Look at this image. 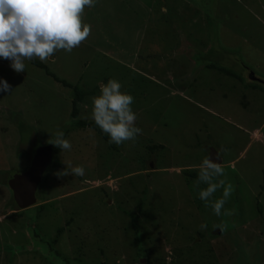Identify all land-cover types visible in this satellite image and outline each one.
<instances>
[{
	"label": "rangeland",
	"instance_id": "374dc122",
	"mask_svg": "<svg viewBox=\"0 0 264 264\" xmlns=\"http://www.w3.org/2000/svg\"><path fill=\"white\" fill-rule=\"evenodd\" d=\"M83 22L92 26L90 36L70 53L55 52L42 62L47 68L26 60L16 73L0 59V78L11 86L0 93V264H77L78 255L85 264L149 257L170 264L179 251L185 264H264V86L246 83L251 71L264 80V0H98L85 8ZM197 39L209 43L191 49ZM211 61L244 79L205 67ZM53 73L95 90L78 101L87 120L100 86L119 80L134 97L142 133L117 146L96 129L69 131L70 151L53 146L58 165L50 164L39 184L37 202L47 203L39 212L11 200L5 173L25 172L52 133L74 124V88ZM212 149L223 158L220 179L235 189L225 204L232 215L205 207L195 180L181 173ZM69 163L82 165L85 175H59ZM131 213L151 249L146 256L135 254ZM225 242L232 247L220 256Z\"/></svg>",
	"mask_w": 264,
	"mask_h": 264
},
{
	"label": "clouds",
	"instance_id": "9594fccd",
	"mask_svg": "<svg viewBox=\"0 0 264 264\" xmlns=\"http://www.w3.org/2000/svg\"><path fill=\"white\" fill-rule=\"evenodd\" d=\"M97 2L0 0V59L9 60L10 67L20 73L26 69V60L38 59L44 62L57 51L70 53L90 36L92 26L83 22V14L85 8H93ZM256 79L264 82L258 77ZM10 87L6 79L0 78V93L8 92ZM121 89L119 80L109 79L100 86V94L92 97L91 115L95 125L108 135L109 143L117 146L126 141H134L142 133V129L135 123L137 114L132 108L134 97ZM48 142L62 151L72 149V143L63 131L52 133ZM66 165V169L59 175H85L82 165ZM198 168L197 179L194 181L198 198L204 202L205 207L210 206L216 216L232 215V210L226 209L225 204L235 189L230 182L220 179L225 172L221 163L206 156ZM200 184L206 187L200 188ZM219 189H222V194L214 199Z\"/></svg>",
	"mask_w": 264,
	"mask_h": 264
},
{
	"label": "trees",
	"instance_id": "16d2710c",
	"mask_svg": "<svg viewBox=\"0 0 264 264\" xmlns=\"http://www.w3.org/2000/svg\"><path fill=\"white\" fill-rule=\"evenodd\" d=\"M163 4V3H162ZM162 4H161V6H162ZM160 6V7H161ZM207 24V23H206ZM209 38H211V37H209ZM188 43H190V42H188ZM203 43H205V45H206V43H209L208 42V40H207V42H206V40H204V41H202V40H200V39H197V40H194L193 42H192V45L190 46L189 45V47L191 48V49H194V48H192V47H194L195 45L196 46H198L199 44H203ZM196 49V48H195ZM199 57V55H197V58ZM203 57H204V54H203ZM202 57V58H203ZM200 58V57H199ZM33 62L35 63V64H37V65H39V67H43V68H47V66L44 64V63H42V62H40L38 59H33ZM205 67H207V68H210V69H215V70H218V71H220L221 73L223 72V73H226L227 75H233V76H235L236 78H238V79H240V80H243L244 78L242 77V75L241 74H236V73H232V70L230 69V68H227V67H224V66H220V65H218V63L216 64V63H214V62H208V63H206V65H205ZM247 70H251V68H249L248 66H247V68H246ZM49 72V71H48ZM52 74V73H51ZM53 75H54V77L58 80V81H61L62 82V84H64L65 86H68V87H73L74 88V108H73V110H72V112H71V116L73 117V119H74V124L71 126V127H68L65 131H64V133H65V136H67L68 135V133H69V131H71V130H74V129H87V128H91V129H96L97 130V132L99 133V134H101V135H104L106 138H109L108 137V135L106 134V133H103L96 125H95V122L93 121V120H91V119H89V120H87L88 119V117L86 116V118H81V112H82V110H85V109H81V107H79L78 106V101L79 102H81V101H86V99H85V97H86V95H90V94H94L95 93V90L94 89H91V90H87V89H85V88H82V87H80L79 85H76V84H71V83H68V81L66 80V79H60L59 77H57L54 73H53ZM250 78V77H249ZM252 80L251 81H248V79H247V81H246V83L250 86V87H252V88H256L257 86H264V82L263 81H260V80H258V79H254V78H251ZM263 82V83H262ZM83 108H86V112H87V114H88V112L90 111L89 109L90 108H88L87 106L85 107H83ZM89 110V111H88ZM50 144V143H49ZM45 145H48V144H45ZM54 146V145H53ZM159 146H163V145H158V144H156L155 145V147L157 148V147H159ZM208 156H209V154H208ZM206 157V156H205ZM204 157V158H205ZM223 159V158H222ZM202 162V161H201ZM228 163V162H227ZM52 165H54V166H57L58 164L56 163V162H53L52 161V163H51ZM201 164V163H200ZM200 164H198V165H185V166H182V170L183 171H181V173H183L184 175H186V178H190L191 179V181L193 182L194 180H196L197 179V175H198V171H199V168H197ZM222 164V163H221ZM189 166H191V167H194V168H192V169H190L189 168ZM228 166H230V165H228ZM178 167H180V166H178ZM154 168H157L156 167V164H154V167H153V169ZM173 168V167H172ZM6 174V173H5ZM201 186H205L206 187V185H204V184H200ZM11 192H12V194H13V190L11 189ZM222 193H221V190L219 189L218 190V192L216 193V195H218V196H220ZM14 198V196H12L11 197V200ZM14 201H15V199H14ZM54 202V201H53ZM53 202H51V204H53ZM15 203H16V201H15ZM144 203V202H143ZM37 204V205H36ZM36 204L35 205H33V206H37V207H39L38 209L39 210H41V211H39V212H42V211H44L45 209H46V205H47V203H40V202H36ZM16 205H17V203H16ZM144 206H143V204H142V202L141 203H139L138 205H137V209H138V211H139V213H142V211H143V213L145 212V209L143 208ZM20 209V208H19ZM18 212H19V210L18 209H16ZM17 214V213H16ZM135 213H131V217H133L134 216V218H132V221H131V224H130V226H129V228L130 229H132V231H134V232H136L137 234V236L134 238L135 239V241L138 243V245H139V248L136 250V255H138V256H140L141 254H143L144 256H146L147 254H149L150 252H151V249H148L147 247H146V245H145V242H146V240H142L141 238H140V236H139V232H140V226L138 225V223H137V216H135L134 215ZM142 218H143V216H142ZM71 220H73V218L71 219V218H68L67 219V222H66V224L67 225H69V223H70V221ZM147 223V222H146ZM156 227L158 228V227H160V224H156ZM164 229L163 230H165V227H163ZM127 229H128V227H127V225H126V227L124 228V230L125 231H127ZM129 229V230H130ZM65 230H66V226L65 225H62L60 228H58V230H57V236L55 237V239H54V242H57L58 241V238H59V236H60V234L62 235L64 232H65ZM198 234L200 235V237L201 238H205V236H208V234L206 233V232H202V231H199L198 230ZM221 232V231H220ZM150 235V234H149ZM154 232L152 233V236H151V238H154ZM213 236V235H212ZM211 236V237H212ZM219 236H221V235H218V233H214V237H216V238H219ZM127 237H131V236H129V235H127ZM222 237V236H221ZM220 237V238H221ZM194 238V236H189L188 237V239L189 240H191V239H193ZM197 243V242H196ZM199 244V243H198ZM197 245V244H196ZM200 245H202V244H200ZM231 247H232V244L230 243H227V242H225V243H221L220 244V247H218L219 248V251L218 252H215V253H217V254H220V256H225V254H226V249L225 248H228V249H231ZM81 248V247H80ZM193 247H188L187 249L189 250L188 251V254H189V252H191L193 249H192ZM214 248V247H213ZM80 250V249H79ZM78 250V251H79ZM208 250H209V248H208ZM80 252V251H79ZM180 255H182V253L179 251L178 252ZM81 254V253H80ZM178 254V257H175V259H173L172 260V263H170V264H175V263H179V264H185L184 263V260L182 259V258H179V255ZM141 258V257H140ZM216 258V257H215ZM217 259V258H216ZM136 260V259H135ZM135 260H133V264H136V263H138V264H169V263H167L168 261L165 259V257L163 258V260H161V262H157V263H154V260L153 259H151L150 257L148 258V261H147V263H143V262H136V263H134L135 262ZM75 261L77 262V264H85V262L83 261V259L82 258H80L79 257V255L77 256V257H75ZM138 261H139V259H138ZM219 262H221V264H227L224 260H218ZM239 262H236V263H234V264H244L243 262H240L241 260H238ZM216 263H218V262H215V263H208V264H216ZM102 264H105V263H103L102 262ZM129 264H131V263H129ZM229 264H232V263H229Z\"/></svg>",
	"mask_w": 264,
	"mask_h": 264
},
{
	"label": "water",
	"instance_id": "95a60500",
	"mask_svg": "<svg viewBox=\"0 0 264 264\" xmlns=\"http://www.w3.org/2000/svg\"><path fill=\"white\" fill-rule=\"evenodd\" d=\"M251 75L252 78H256L252 72ZM209 158L217 163H221L222 160L215 149H212L209 153ZM52 161L53 145H43L37 150L25 172L16 171L11 175L9 185L13 190L14 199L20 208L24 209L36 204V192L45 171Z\"/></svg>",
	"mask_w": 264,
	"mask_h": 264
},
{
	"label": "crops",
	"instance_id": "0c3cea01",
	"mask_svg": "<svg viewBox=\"0 0 264 264\" xmlns=\"http://www.w3.org/2000/svg\"><path fill=\"white\" fill-rule=\"evenodd\" d=\"M251 130H253V132H251ZM251 130L249 129V131H250V133H249V134H250V137H253L252 139H255L254 135L252 136L251 134L254 133L256 130H258V128H257V127H254V128L251 129ZM258 136H259V135H257V137H256L257 139L259 138ZM221 159H222V158H221ZM235 160H236V159H235ZM235 160H233V161H231V162H228L229 165H230V168H231V169L234 168V162H235ZM222 161H223V159H222ZM222 161H221V163H222ZM11 175H12V174L8 175V171H6V176H8L9 179H10ZM4 181H5V180H4ZM5 182H6V184L8 185V188H11L10 185H9V182H8V181H5ZM2 215H3V214H2Z\"/></svg>",
	"mask_w": 264,
	"mask_h": 264
}]
</instances>
